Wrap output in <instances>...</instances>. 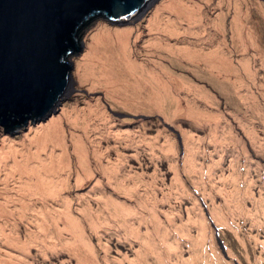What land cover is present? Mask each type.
Instances as JSON below:
<instances>
[{
    "label": "rangeland",
    "instance_id": "obj_1",
    "mask_svg": "<svg viewBox=\"0 0 264 264\" xmlns=\"http://www.w3.org/2000/svg\"><path fill=\"white\" fill-rule=\"evenodd\" d=\"M100 36L140 76L88 47L80 102L6 134L0 264H264V0H163Z\"/></svg>",
    "mask_w": 264,
    "mask_h": 264
},
{
    "label": "water",
    "instance_id": "obj_2",
    "mask_svg": "<svg viewBox=\"0 0 264 264\" xmlns=\"http://www.w3.org/2000/svg\"><path fill=\"white\" fill-rule=\"evenodd\" d=\"M161 1L0 0V155L8 132L80 102L77 56L95 46L99 29L137 21Z\"/></svg>",
    "mask_w": 264,
    "mask_h": 264
},
{
    "label": "bare ground",
    "instance_id": "obj_3",
    "mask_svg": "<svg viewBox=\"0 0 264 264\" xmlns=\"http://www.w3.org/2000/svg\"><path fill=\"white\" fill-rule=\"evenodd\" d=\"M108 40H111V37L109 39H107L106 42H108ZM115 44L117 47V50H116L117 53H115L114 51L111 50L110 47H113V45L109 46L108 44H106L104 42V39L100 36L97 44L95 43V46L90 51V53L89 52L87 53L88 58L86 55V57L84 59H82L83 60L82 64L87 66V67H93V65L97 66L101 70V75L106 77L108 82H110V83L114 82V78L109 72L110 67H111V61L113 59L119 60L124 65L129 63V69L126 68V71L128 73L135 74L137 77L140 76V73L136 72L133 69V66L130 64V63H133L134 60H132V58H129V56L125 53L124 47H122L120 45L119 41L115 42ZM159 78H161V75H159ZM256 78H257L256 72L254 70H251L249 73H245L242 75V82L249 84L252 81H255V80L257 81ZM140 80H141V78H140ZM176 81L181 85V82L178 79ZM189 106H190V103L187 104V107H186L187 110H189ZM179 109H181V107ZM81 117L85 118L86 115L83 114ZM77 118H79V116H77ZM246 122H247V125H252L250 118L249 119L246 118ZM212 137L216 140L220 139L219 131L216 128L212 129ZM196 147H197V144H195L192 141L189 142V147H188L186 157H187V161H188L189 166H190V170H195L196 166L199 164L197 162ZM166 149L168 151L173 150L171 142H169V144L166 146ZM217 150H219V148H217ZM184 161L186 163L185 158H184ZM215 165H216L215 161H212V160L209 161L207 164V168H208L207 171L212 174ZM202 169H204V167H202ZM236 187L239 189V187L237 185H236ZM244 202H245V198H240V197L236 198L235 204L232 207L233 211L236 212L237 210H245ZM214 210H215V212H214L215 216H217L220 219L225 220L226 217L228 216V213L225 211L224 208L216 207V208H214ZM206 214L208 215L210 221L213 224H215L216 234L220 233V228L216 224L217 220L214 218V216L212 214H210V212H206ZM205 218H206V216H205ZM205 237H206L205 234H203L201 237V240H204ZM254 260H255V262L262 261L260 256H254Z\"/></svg>",
    "mask_w": 264,
    "mask_h": 264
},
{
    "label": "trees",
    "instance_id": "obj_4",
    "mask_svg": "<svg viewBox=\"0 0 264 264\" xmlns=\"http://www.w3.org/2000/svg\"><path fill=\"white\" fill-rule=\"evenodd\" d=\"M220 234V233H219ZM225 245V244H224ZM226 248V247H225Z\"/></svg>",
    "mask_w": 264,
    "mask_h": 264
},
{
    "label": "clouds",
    "instance_id": "obj_5",
    "mask_svg": "<svg viewBox=\"0 0 264 264\" xmlns=\"http://www.w3.org/2000/svg\"><path fill=\"white\" fill-rule=\"evenodd\" d=\"M219 234V233H218ZM224 245V244H223Z\"/></svg>",
    "mask_w": 264,
    "mask_h": 264
}]
</instances>
